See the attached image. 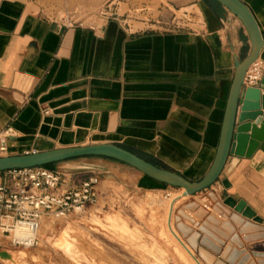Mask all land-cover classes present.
<instances>
[{
  "label": "crops",
  "instance_id": "0c3cea01",
  "mask_svg": "<svg viewBox=\"0 0 264 264\" xmlns=\"http://www.w3.org/2000/svg\"><path fill=\"white\" fill-rule=\"evenodd\" d=\"M240 1L260 29L264 64V0ZM249 48L242 23L215 0H0V129L8 134L7 154L111 142L199 180L218 145L234 61ZM56 164L73 176L67 183L97 172L100 183L149 191L168 186L104 156ZM209 188L212 207L232 226L227 230L224 221L213 231L221 252L230 248L217 263L264 264L257 249L264 246V139L250 156L229 154ZM182 192L173 204L187 197ZM226 196L243 200L261 222L218 205ZM244 224L250 228L243 231ZM234 234L240 245L231 241Z\"/></svg>",
  "mask_w": 264,
  "mask_h": 264
},
{
  "label": "rangeland",
  "instance_id": "374dc122",
  "mask_svg": "<svg viewBox=\"0 0 264 264\" xmlns=\"http://www.w3.org/2000/svg\"><path fill=\"white\" fill-rule=\"evenodd\" d=\"M54 170H60L59 164ZM214 188L219 191V184ZM162 190L149 191L147 187H129L114 181L99 182L97 202L66 219L45 221L37 246L24 249L0 239V251L12 254L16 264H186L158 235L159 221L165 211L174 208L173 199L180 188L163 186ZM208 192L209 187L182 198L176 204L172 224L176 228L182 222L188 227L187 233L179 232L187 243L191 234L197 232L192 249L203 264H220L218 256L227 257L230 248L222 253L220 246L215 251L203 242L205 233L198 228L202 222L216 227L229 216L220 217V210L212 207L213 199ZM204 203L211 208L210 212L202 208ZM210 216L215 222L210 221ZM257 249L264 251V246ZM202 250L207 257L202 256ZM0 263L11 264L2 260Z\"/></svg>",
  "mask_w": 264,
  "mask_h": 264
},
{
  "label": "water",
  "instance_id": "95a60500",
  "mask_svg": "<svg viewBox=\"0 0 264 264\" xmlns=\"http://www.w3.org/2000/svg\"><path fill=\"white\" fill-rule=\"evenodd\" d=\"M215 1L242 23L249 38L250 48L241 59L236 58L234 61V74L228 92L218 145L209 168L199 180H188L175 171L159 167L150 159L111 142L0 156V172L44 166L80 156H104L126 163L156 182L184 188V195H193L208 188L219 179L229 154L250 156L264 139V72L259 84L255 87L244 88L243 78L250 64L259 58L263 39L253 14L243 2L240 0ZM222 184L229 187L226 179L222 180ZM223 205L234 209L248 219L261 222L260 217L243 200L235 201L231 196H226L223 199ZM177 240L183 245L178 238ZM183 247L196 264H201L196 256L184 245ZM0 257L7 258V252L0 251Z\"/></svg>",
  "mask_w": 264,
  "mask_h": 264
},
{
  "label": "built area",
  "instance_id": "2783aa9c",
  "mask_svg": "<svg viewBox=\"0 0 264 264\" xmlns=\"http://www.w3.org/2000/svg\"><path fill=\"white\" fill-rule=\"evenodd\" d=\"M263 72L264 64L258 58L247 68L243 87L257 86ZM8 147V134L5 129H0V156L7 155ZM72 177L69 172L44 166L1 171L0 239L14 247H35L44 221L66 219L96 203L99 176L91 173L67 183Z\"/></svg>",
  "mask_w": 264,
  "mask_h": 264
},
{
  "label": "bare ground",
  "instance_id": "6f19581e",
  "mask_svg": "<svg viewBox=\"0 0 264 264\" xmlns=\"http://www.w3.org/2000/svg\"><path fill=\"white\" fill-rule=\"evenodd\" d=\"M182 189H183V192H184V188H182ZM183 192H182V197L189 196V195H184ZM178 202H180V201L179 200L175 201L173 206H175ZM173 218H174V209H172V211L171 210L165 211L163 218L160 219V221H159L160 222V229L158 231V235L163 238L161 240H164V242L167 245H171L173 247V251L179 257V259L182 260L184 263H186V264H196V262L192 259V257L189 255V253L183 247V245L194 256H196L198 258V260L201 262V264H203L202 260L194 253V251L192 249V247L196 243L197 232H193L191 234V236L189 237V243H187L186 241L183 240L182 237H178V234H179V232L183 233V234L187 233L188 230H189L188 227L184 223L179 222L177 224L176 228H175V226L172 224ZM209 219H210L211 222H215V218L213 216H210ZM233 219L235 221H239L240 218L235 214L233 216ZM223 227L226 228L227 230L232 231V226L230 225V223L228 221H225L223 223ZM45 228L46 227H44V229ZM68 228H71V226H68ZM199 228H200L201 231H203L205 233V236L203 237V242L208 244L209 246H212L215 250H217L219 248L220 244L222 243V239H220L219 237H216L214 235L213 231L217 230V232H219V230L216 229L214 226H212L208 222L205 223V224L200 225ZM249 228L250 227L248 226V224H244V226L242 227V230L245 231V230H247ZM220 234L225 235V233H223L221 231H220ZM179 235L181 236V234H179ZM177 238L182 242L183 245H181V243H179ZM231 241L233 243L237 244V245L241 244V239L236 234H234L231 237ZM165 250H167V249L165 248ZM7 254H8L7 258H2L0 260H2L4 263L9 262L11 264H16L15 257L12 254H9V252H7ZM201 254H202V256L207 257V253L204 252L203 250L201 251ZM245 258H247V256Z\"/></svg>",
  "mask_w": 264,
  "mask_h": 264
},
{
  "label": "trees",
  "instance_id": "16d2710c",
  "mask_svg": "<svg viewBox=\"0 0 264 264\" xmlns=\"http://www.w3.org/2000/svg\"><path fill=\"white\" fill-rule=\"evenodd\" d=\"M54 165H55V163H50V164H46V165H44V167L45 168H48V169H50V170H54ZM159 183V182H158ZM159 184H161V185H165V184H163V183H159Z\"/></svg>",
  "mask_w": 264,
  "mask_h": 264
}]
</instances>
